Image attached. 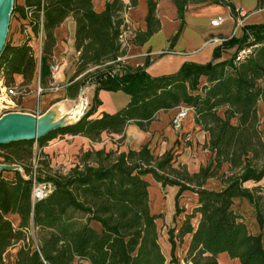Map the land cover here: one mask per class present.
Wrapping results in <instances>:
<instances>
[{
    "label": "trees",
    "instance_id": "1",
    "mask_svg": "<svg viewBox=\"0 0 264 264\" xmlns=\"http://www.w3.org/2000/svg\"><path fill=\"white\" fill-rule=\"evenodd\" d=\"M146 1L145 32L133 31L127 21L135 0L127 5L121 0H108L100 13L94 9V0L14 2L12 14H17L31 33L18 45L5 41L0 53V77L5 87L16 88L15 76H21V85L26 88L34 82L38 61L30 42L41 39V71L44 60H52L55 30L72 18L79 55L66 97L75 99L90 85L95 86V95L90 109L75 123L37 140L0 144V164L20 168L0 171V264H9L4 257L18 244L21 247L12 264H181L174 252L188 236L185 263L219 264L218 256L226 254L238 264H264V235H252L234 209L236 199L246 200L255 210L259 227L264 226L261 186H244L264 179V136L258 115L260 102L264 108V24L243 27L241 38L223 39L207 64L185 63L174 74L151 77L146 71L148 60L137 68L117 64L131 45H143L160 28L157 0ZM172 2L180 20L189 5L206 2L226 6L236 17L228 0ZM262 6L259 0L258 8ZM126 33L129 35L124 37ZM250 46H254L252 54L236 63V53ZM235 47L237 51L229 60L215 63L223 52ZM202 76L207 85L200 90ZM100 91H120L130 101L114 114L90 119L100 104ZM181 105L193 110L195 124L209 134L204 149L213 158L197 173L175 165L171 151L154 156L148 146L127 152L86 151L65 176H50L52 170L45 161L33 164L35 149L42 150L53 139L67 135L96 142L107 134L119 135L123 141L128 125L147 131L159 112ZM219 110H223V117L218 115ZM89 160L93 164H88ZM224 164L228 165V175L221 174ZM150 178L162 188L178 189L174 198L176 216L184 213L179 206L183 193L197 197L196 206L185 215L178 230L167 233L169 262L159 243L160 217L150 207ZM212 179L222 184L220 191L205 188ZM39 183L53 188L44 199L33 202V186ZM77 212L88 216L84 223L71 222V215ZM8 215L19 217L17 228L6 218ZM93 224H99L100 230ZM35 233L41 234L37 241Z\"/></svg>",
    "mask_w": 264,
    "mask_h": 264
},
{
    "label": "crops",
    "instance_id": "2",
    "mask_svg": "<svg viewBox=\"0 0 264 264\" xmlns=\"http://www.w3.org/2000/svg\"><path fill=\"white\" fill-rule=\"evenodd\" d=\"M107 1L108 0H94L95 11L98 13L103 12ZM121 1L127 5L131 0ZM135 1L136 5L128 11L127 21L133 31L145 32L147 27L146 16L148 14L147 1ZM228 1L232 3L236 10L235 18L230 14V9L228 7L206 2L197 5H189L183 14V19L180 20L172 0H157L156 18L160 24L159 30L143 45H131L127 55L123 58L124 64L131 68H137L143 66L144 62L148 60L147 73L151 77H160L178 72L185 63L204 65L211 62L214 49L220 45L208 43L211 39L241 38L243 36V27L264 24V0H262L263 6L261 8H258L259 0ZM23 2L24 0H18L17 4L22 5ZM217 18H222L223 22L218 26H211L210 21ZM27 33H31L29 28ZM177 35L178 37L172 43L173 38ZM55 37L56 47L52 61L61 64L60 71L55 80V84L60 86V90L58 92H45L41 95L37 94V88L40 86V77L43 78L44 87H47L49 84V71L52 63L50 60L46 61L41 71L38 66V77L36 75L33 85L31 87L29 86L28 93L21 98L18 104L15 103L13 97H8L4 93V81L3 78L0 77V119L10 114L39 117L51 114L53 120L58 121L77 107L79 108L81 106L80 115L85 114V112L90 109L95 95L94 86L85 88L75 99L66 97V87L69 85L71 76L74 73L75 63L79 55L75 49V24L72 18L66 19V21L55 30ZM30 46L34 50L36 60L41 65L42 55L40 40L34 38L32 42H30ZM236 51L237 47L226 50L215 63L229 60L232 56L228 53H233L234 55ZM14 80L16 87L21 85V76H15ZM206 85V78L203 76L200 77L199 89L201 90V88ZM97 99L100 104L95 108L90 119L100 118L103 114H114L123 109L130 101L129 96L120 91H100L97 94ZM177 109L178 108L167 112H159L155 120L149 125L147 131H142L133 124L128 125L125 129L124 140L121 142L123 144L120 148L113 144V142L120 140L121 136L119 135L102 134L100 140L96 142H91L87 138L79 136L66 135L62 138H64V141H69L71 143L69 147V153L71 155L81 149L85 152L101 149L105 151L117 150L118 152H127L129 150L139 151L143 146H148L154 156H161L171 151L170 149L177 141L180 142L183 140L186 144H181L183 145L181 146V152L185 150V154L183 157H179V161H177L175 165H184L188 172L197 173L201 167L207 166L213 158L212 154L204 149V146L208 144L209 134L202 131L201 127L195 124L192 109L181 126L178 129H174L171 125V120L176 115ZM218 115L223 117V110H219ZM258 115L260 118L262 115L264 116V108L261 102L258 104ZM233 123H235V121H233ZM57 139L58 138L48 142L49 145L47 144L43 147L45 150L44 152L50 150L52 147L51 145L54 144ZM187 153H193L195 155L188 159L186 157ZM221 174L228 175L227 164L222 166ZM156 184L160 185L158 183ZM263 184L264 179L258 184L249 181L245 183L244 186L246 188H252L255 186H262ZM173 188L175 189V187ZM205 188L220 191L223 186L219 181L212 179L206 182ZM244 202L252 208L248 202L242 198L235 200V204H244ZM236 212L243 217L241 212ZM6 218L11 222L14 228L19 226L20 219L17 215H8ZM252 222H254V227L252 226V231L249 232L254 236L260 234L264 235V226L260 228L255 219H253ZM95 228L99 231V224H95ZM189 239V236L184 238V247L186 250ZM20 247L21 244H18L8 249L4 261L12 264L15 260L16 252ZM218 263L238 264V261L231 260L226 254H221L218 256Z\"/></svg>",
    "mask_w": 264,
    "mask_h": 264
},
{
    "label": "rangeland",
    "instance_id": "3",
    "mask_svg": "<svg viewBox=\"0 0 264 264\" xmlns=\"http://www.w3.org/2000/svg\"><path fill=\"white\" fill-rule=\"evenodd\" d=\"M17 1L18 0H14L15 3H17ZM21 21L22 20H20L17 14L10 15L9 31L6 36V40H5L6 42L12 45H16L26 40L27 37L26 33L28 29H25L23 27L24 23ZM228 54L230 56H233V53H228ZM50 61L52 62L51 65L56 62V61L53 62L52 60ZM45 64H46V60L43 62V65ZM117 64H124V60L121 59ZM38 66H40L39 63ZM43 68L44 66H42V69ZM40 79H41L40 86L44 87L45 85L43 83V78L40 77ZM32 85L33 82L30 85V87ZM90 86H94V85H90ZM30 87L26 88L23 87L22 85L16 87L17 95L13 97L15 103L17 104L20 103L21 98L28 93ZM84 89L81 91V93L84 91ZM260 119H261L260 129L264 136V116L262 115ZM121 142L122 141L117 140L113 142V144L116 147L120 148L123 144ZM70 144L71 143L69 141H64V138H58L57 140H55L54 144L51 145L52 146L51 149L47 150V152H44L45 151L44 148L40 151L35 149V157L33 159V164H36L37 161H45L49 164V167L52 170L51 172H49L50 176L56 177V176L67 175L69 170H71L75 165H77V163L80 161L81 156L85 152L83 149H81L78 150V152L71 155L69 153ZM181 144H186V142H184L183 140L180 142L177 141V143L170 149L173 155V160H175V164L177 163V161H179V157H183L185 154V150L181 152V148H182L181 146H183ZM34 147L36 148V144H34ZM194 155L195 154L193 153L191 154L187 153L186 157L189 159V157H194ZM87 163L90 165L93 164L91 160L87 161ZM148 181L151 183V186L149 188L151 211L152 213L158 214L160 217L157 220L159 243L161 246V250L166 257L167 262H169L171 246L169 244V238L167 233L170 229H177L179 225H181L180 223H182L183 219L185 218V215L190 214L193 211V208L196 206L197 197L191 192L183 193L179 201V206L180 208L184 209V213H181L179 216H176L174 198L178 189L176 187L175 189L173 187L162 188L160 185L154 183V181L151 178ZM51 188H53L52 185ZM261 193L263 198L261 203L262 205L261 208H262V214L264 216V184L261 186ZM234 209L243 214V220L245 221L248 231H252L251 229L254 227V222L252 221L253 219H255L254 208L253 207L250 208L244 202V204L241 203L235 204ZM87 218L88 216L86 214L77 212L71 215V222L80 224V223H84ZM191 222L194 226L197 223L195 219H193ZM93 226L95 227V224H93ZM33 238L34 241H37L38 239L41 238V234L35 233L33 235ZM184 242L185 240H183V245L176 247L174 255L181 264H188L185 263L184 261L186 254V248L184 247ZM80 264H84V263H80Z\"/></svg>",
    "mask_w": 264,
    "mask_h": 264
},
{
    "label": "water",
    "instance_id": "4",
    "mask_svg": "<svg viewBox=\"0 0 264 264\" xmlns=\"http://www.w3.org/2000/svg\"><path fill=\"white\" fill-rule=\"evenodd\" d=\"M13 5L14 0H0V53L8 33ZM80 107L70 111L58 121H54L51 114L44 117L21 114L5 115L0 119V144L21 140H37L50 131L71 125L84 115H80ZM14 170L20 171V168L0 164V171Z\"/></svg>",
    "mask_w": 264,
    "mask_h": 264
},
{
    "label": "built area",
    "instance_id": "5",
    "mask_svg": "<svg viewBox=\"0 0 264 264\" xmlns=\"http://www.w3.org/2000/svg\"><path fill=\"white\" fill-rule=\"evenodd\" d=\"M223 22L222 18L213 19L210 21V25L215 27L218 26ZM129 34H124V37H127ZM41 42V39H39ZM223 39L220 38H213L208 43L213 45L221 44ZM254 49V46L245 47L243 49H240L236 55H235V62L238 63L245 59L246 57L250 56L252 54V51ZM40 65V63H39ZM40 67V66H39ZM61 64L59 62H55L50 66L49 71V84L47 87H41L38 86L37 88V94L41 95L45 92H58L60 90V86L55 84L56 76L60 71ZM5 86V85H4ZM4 93L8 97H15L17 95L16 88L15 87H4ZM191 111V108L185 105H181L177 109L176 115L171 120V125L174 129H178L183 121L187 118L188 113ZM51 184L48 183H39L34 184L33 190H32V201L37 202L42 199H44L50 192H51Z\"/></svg>",
    "mask_w": 264,
    "mask_h": 264
}]
</instances>
